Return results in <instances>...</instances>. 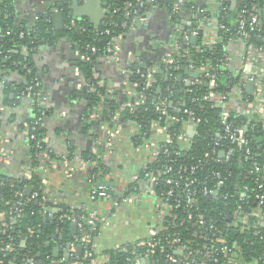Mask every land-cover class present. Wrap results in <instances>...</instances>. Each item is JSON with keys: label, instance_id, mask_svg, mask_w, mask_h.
<instances>
[{"label": "built area", "instance_id": "2783aa9c", "mask_svg": "<svg viewBox=\"0 0 264 264\" xmlns=\"http://www.w3.org/2000/svg\"><path fill=\"white\" fill-rule=\"evenodd\" d=\"M158 1L136 0L133 12L137 13L138 7L149 4L157 6ZM219 1L222 5L225 3L223 9H227L231 0ZM240 6L238 25L230 38L239 36L244 39L247 46L244 60L250 67L249 73L224 93L217 88L216 74L211 72L210 66L190 64L186 67L188 74H181V80L195 86V95L177 103L167 96L153 101L162 109L170 107L174 112H181L183 117L171 115L164 119L160 116L152 122L150 136L143 138L142 142L140 137L148 134L141 130L140 125L135 127L136 143L146 147L149 158L141 163L140 170L133 175L121 199L113 198V201L116 208L126 212L125 205L140 192L147 193L154 199V208L149 234L143 239L145 243L142 242L145 250L138 253V248L134 245L130 249L128 243L114 247L128 252L126 261L130 264H264L262 255L252 259L245 257L247 248L255 244L264 245V47L253 41L257 36L264 42V3L244 5L241 9ZM108 8L105 9V18L110 19ZM125 9L132 13L130 2ZM129 26L131 24L127 22L122 24L123 28ZM220 28L225 32L231 31L224 24H220ZM197 32L183 33L175 42L171 56L147 67V86L156 82L154 73L159 66L178 64L182 50L188 51L187 46ZM106 33H110L109 29ZM19 35L23 37L25 33L22 31ZM121 37L119 34L108 43L105 58L118 57ZM207 47L212 49L214 45ZM196 48L199 50L202 46ZM98 51V47L87 44L84 53L79 51L80 59L89 60V52L95 54ZM139 60L131 57L129 62L133 64ZM24 68L28 74H34L32 68L26 65ZM93 77L97 86L107 87L104 93L98 94L100 101L91 110L90 118L97 122L102 119L107 100L117 97L116 90L130 92L127 89L128 76L122 84L106 83L98 72H94ZM206 77L210 78L206 82L210 89L202 93L199 86ZM249 82L254 83L253 99L246 96L249 94ZM96 85L91 83L92 91H97ZM40 94L41 82L35 76L17 99L29 97L36 100ZM146 99L145 93L141 92L131 102L121 105L120 111L125 107L143 105ZM187 100L190 106L186 105ZM206 107L215 110L218 123L205 126L204 122L206 129H203L202 117L197 115V111ZM254 114L259 116L256 122L251 118ZM5 115V107L0 104V119ZM43 115L41 110L24 124L32 154L23 177L10 174L8 166L12 151L6 146L0 148V264H111L110 254L107 250H99L98 240L103 225L110 224L113 213H102L84 206L82 214H79L71 206L63 207L48 191L44 172L53 166V159L47 151L45 138L38 140L37 134ZM242 116L246 119H241ZM114 119L111 136L123 127L117 115ZM177 123L179 126L175 127ZM257 126L259 141L254 142ZM91 139L92 151L98 152L101 140L93 131ZM6 140L8 142L9 138ZM194 144H198L200 150L193 154ZM65 159H68L67 154ZM81 163L82 168H87V161L82 159ZM100 175L101 171H96L92 179L97 180ZM36 179L40 182L37 190L30 183ZM29 186L32 187L30 194L27 192ZM204 200L210 203L204 206ZM32 203L39 205L35 211L46 220L55 223L62 220L66 222L65 226H56L51 231H46L41 223L24 226L22 218ZM231 230L240 235L242 242L235 239ZM159 248H167V251L156 257L154 253Z\"/></svg>", "mask_w": 264, "mask_h": 264}, {"label": "crops", "instance_id": "0c3cea01", "mask_svg": "<svg viewBox=\"0 0 264 264\" xmlns=\"http://www.w3.org/2000/svg\"><path fill=\"white\" fill-rule=\"evenodd\" d=\"M11 1L13 20L17 27L31 29L40 17H46L52 31L58 33L66 26V17L61 22L60 17L54 16L53 9L62 10L60 3H64L74 17L85 19L92 26L99 27L103 24L105 9L111 0ZM179 1L183 4L178 3ZM179 1H173L171 9L163 0L162 4H149L141 10L118 41V57L99 59L98 70L107 78L108 83L122 84L127 79L125 73L131 57L162 61L171 56L175 42L181 37L179 33L198 31L195 35L197 42L192 43L195 46L216 45L223 39L218 21L222 7L219 0ZM240 3L241 0L229 2V15H238ZM172 11H176L179 18V23L174 24V29L170 26L171 22H175ZM262 20L264 23V13ZM193 23H197V26H193ZM176 28H179L177 36L174 34ZM171 40H174L173 44ZM246 47L244 39L239 36L230 38L223 46V68L239 75L240 78L250 71L244 60ZM31 57L35 76L41 82V94L36 100L21 97L16 103H6L5 82L21 84L25 81V76L18 69L4 72L3 79L0 75V104L5 107L6 112L1 118L0 148L6 146L12 151L11 163L8 166L10 174L21 178L28 169L32 149L31 141L24 132V124L36 115L33 104L38 102L44 112L41 128L48 146L47 151L53 159V166L44 172L48 191L53 193L61 204L76 209L86 206L102 213H113L110 224L103 225L101 229L98 240L100 251L143 240L148 236L153 222L154 199L147 193L140 192L133 201L125 205L126 212L116 208L113 201V198L121 199L133 175L140 170L141 163L149 158L146 147L133 140L135 128L131 124L123 123L122 129L115 136H111L110 128L102 124V135L98 134L97 137L102 142L103 159L107 162L108 171L102 178L92 180L89 169L82 168L81 163L83 155L93 149V130L87 127L88 123L93 121L90 118L93 106L90 96L92 87L80 70L78 48L69 35H63L53 43H45L33 49ZM129 92L131 93L130 90ZM11 94L13 98L14 95ZM69 149L74 152L73 159ZM65 154L68 159H65ZM101 179L112 181L114 186L101 183ZM128 205L130 207L127 211ZM120 212L122 215L127 214L128 222L125 227L116 231L115 220L122 221L123 218L119 215ZM126 228L128 231L124 232ZM110 229L113 232L109 231Z\"/></svg>", "mask_w": 264, "mask_h": 264}, {"label": "trees", "instance_id": "16d2710c", "mask_svg": "<svg viewBox=\"0 0 264 264\" xmlns=\"http://www.w3.org/2000/svg\"><path fill=\"white\" fill-rule=\"evenodd\" d=\"M62 2V1H61ZM131 3V11L132 13H128L127 9H125L126 4ZM244 3L240 6V9L244 5H250L252 3H258L262 5L264 0H244ZM229 3V2H228ZM227 3V5H228ZM224 3L220 9V13L218 15V21L220 24H224L227 27L231 28V31L225 32L221 29V35L223 39L218 41L214 48L210 49L208 47L202 46L199 50H197L196 46L191 42L187 46L188 51L186 52L184 49L182 50V56L178 59V64L173 65H161L157 68L154 73L156 78V82L150 86L146 85L147 82V67L153 65L154 61H147L140 58L139 61L130 64L127 69L125 75L128 76V84L127 89L131 91L130 93L123 92L121 90H116L115 94L117 97L111 98L107 100L108 102L105 105V108L102 113V119L95 122L91 121L88 123L87 127L95 133L96 136L98 134L102 135V124L106 126V128H112L115 124V116H118V121L122 123L131 124L134 128L137 125L141 126V130L146 132L148 135L141 136L139 141L142 142L143 138H147L150 136L151 124L153 121L158 120L159 117H163L167 119V117L171 115H175L177 117H183L181 112H174L170 107L166 109L160 108L155 102L157 99L161 97L167 96L170 101H174L177 103L181 99H188L189 97L195 95V86L187 85L184 81L180 79L181 74H188L186 67L190 64L199 67L203 64L211 67V72L216 74V82L218 83L217 88L222 92L227 93L229 88L233 85H237L240 83V76L236 75L225 68H223L222 63L224 61V44L229 40L231 33L235 32L236 27L238 25V17H234L229 15V9H223ZM60 9L63 10L66 17V26L64 30L58 33H54L52 31V27L50 22L46 17H40L36 24L31 29H23L21 27H17L14 23L13 16V7L11 0H0V75L3 79V73L9 70L18 69L23 72L25 76V81L21 84L11 83L9 81L5 82L4 87V101L6 103H16L17 95L24 91V89L31 83L33 77H35V68L32 63V52L33 49L41 46L45 43H53L56 39L63 35H69V37L74 42L75 46L78 48V51L81 53L85 52L86 45H94L98 47L99 51L95 54H90L89 60L79 59V67L83 75L86 77V81L88 83H92V85H96V79H94V72H99V59L106 55V48L109 42H113V40L119 35L125 33L128 28H123L122 24L127 22L128 25L132 24L131 22L136 19L143 8L138 7L137 13H134L133 10L136 6V0H111L108 4V16L110 19L106 17L99 27L92 26L85 19H78L70 14L67 6L64 3H60ZM239 11V9H238ZM72 22H75L72 25ZM109 29L110 33H106V30ZM3 30V31H1ZM10 31V33L8 32ZM24 32L25 35L20 37V32ZM264 31V26H263ZM253 41L264 47V42L257 36L253 37ZM9 56V59H6ZM158 62V61H157ZM26 65L28 68H32L34 74H28L27 69L24 68ZM178 66L175 68V66ZM100 73V72H99ZM101 76L105 79L107 83V78L100 73ZM0 76V78H1ZM210 80L209 77L205 78V82H203L199 86V91L202 93L207 92L210 87L208 83ZM97 91L90 92L92 105L94 106L100 101L99 93H104L106 90V86L100 87L97 86ZM193 88L191 91L188 89ZM141 92H144L147 96L146 103L143 105H138L136 107L129 106L125 107L122 111H120L121 105L126 102H131L133 98L139 95ZM11 93H13V98L11 97ZM248 94V93H247ZM247 98L253 99L254 96L251 94L246 95ZM139 97V96H138ZM12 98V99H11ZM188 101V100H187ZM187 106H190L189 101L186 103ZM35 113H40L41 106L38 102L34 104ZM92 106V107H93ZM197 115L202 117V128L206 129L205 126H211L213 123H218V116L213 109H199L197 111ZM252 120L256 122L259 118L258 115L254 114L251 116ZM208 119L206 122L205 120ZM241 119H246L245 116H242ZM31 121V120H30ZM29 121V122H30ZM2 120L0 119V124ZM205 122V126H204ZM179 123L175 124V127H178ZM38 140H42L44 137L43 129L38 128L37 130ZM263 133L261 132L260 135ZM138 135L133 136V140L135 141ZM259 137V127L255 128V136L254 142H258ZM198 144H194L191 149V153H196L200 150V146ZM70 157L74 158V152L72 149H69ZM104 149L102 145L99 146L98 152L89 151L84 154L82 159L88 162L87 168L89 169L91 178L93 177V173L96 171H101L100 177L105 176L108 171L107 162L103 159ZM93 180V179H92ZM34 189L37 190L40 182L39 180H32L30 182ZM136 191L135 189H133ZM42 194H40L39 199L41 200ZM205 205L207 206L210 202L208 200H204ZM63 207L66 205L63 203ZM39 205L37 203H32L30 207L26 210L24 217L22 218V222L24 226H30L37 223H41L42 226L47 229L46 231H51L56 226H65L66 222L60 220L58 222H51L46 220L42 214H38L35 210ZM75 212L82 214L81 208H74ZM57 215H59L57 213ZM218 217H220L218 215ZM68 224V223H67ZM69 231V230H68ZM228 233V231L226 232ZM230 233L236 237L239 242H242L239 239L240 235L231 230ZM44 237V236H43ZM253 240V236H250ZM143 240L128 243L127 247L133 249L135 245L140 253L145 250V243ZM167 248H159L155 251L154 256L160 257L162 252L166 253ZM111 257V264H130L126 261V257L128 255L127 251H121L118 248H111L107 250ZM264 256V245L255 244L254 246L246 249L245 257L247 259H252L257 256ZM224 259L226 257H223ZM163 264H167L164 262Z\"/></svg>", "mask_w": 264, "mask_h": 264}, {"label": "water", "instance_id": "95a60500", "mask_svg": "<svg viewBox=\"0 0 264 264\" xmlns=\"http://www.w3.org/2000/svg\"><path fill=\"white\" fill-rule=\"evenodd\" d=\"M61 1H63V0H61ZM162 1L163 0H159L158 2H159V4H162ZM164 1H166L167 2V4H169L170 5V9L171 8H173V5H172V2L174 1V2H177V1H179V0H164ZM64 2V1H63ZM178 3H181L180 1L178 2ZM158 4V5H159ZM181 4H183V3H181ZM181 8H182V6L181 5H179ZM185 9V8H184ZM53 11H54V16L55 17H60V19H61V22H63L64 21V18H65V14H64V12L61 10V11H55V9H53ZM172 15H173V20L175 21L174 23L173 22H171V24H170V26L173 28H175V23H179V18H178V16H177V12L176 11H172ZM60 22V23H61ZM193 26H197V23H193ZM173 28V29H174ZM179 28H176V30H175V35L177 36V30H178ZM1 31H3V30H1ZM183 33H179V35H182ZM175 39V38H174ZM173 42H174V40H171V44H173ZM191 42L192 43H194V44H196V42H197V37L195 36V35H193L192 36V38H191ZM195 74V73H194ZM182 78V75H180V79ZM90 83H91V81H90ZM253 88H254V83L253 82H249L248 83V85H247V92L249 93V94H252V92H253ZM92 104V103H91ZM102 178V177H101ZM100 182L101 183H106V185H109L110 187H113L114 186V184H113V182L112 181H104V179H101L100 180ZM32 191V187L31 186H29L28 188H27V192L30 194V192ZM74 228H76V224H74ZM79 252H81V248H79ZM57 254V253H56Z\"/></svg>", "mask_w": 264, "mask_h": 264}, {"label": "rangeland", "instance_id": "374dc122", "mask_svg": "<svg viewBox=\"0 0 264 264\" xmlns=\"http://www.w3.org/2000/svg\"><path fill=\"white\" fill-rule=\"evenodd\" d=\"M152 200H153V198H152ZM151 203H152V202H151ZM130 205H131V204H130ZM130 205L127 206V211H128V209H129ZM119 215H122V213L120 212ZM122 217H123V220H122V221L115 220L116 227H117V229L115 228L116 231H118V230H120V228L126 226V223H125V222H126V214H125V215H122ZM109 231H112V229H110ZM123 231H124V232H127V231H128V228L124 229ZM112 232H113V231H112Z\"/></svg>", "mask_w": 264, "mask_h": 264}]
</instances>
